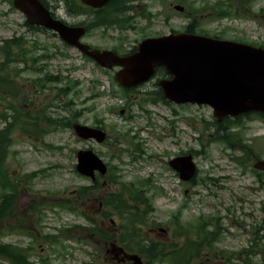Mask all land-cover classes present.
I'll return each mask as SVG.
<instances>
[{"label":"rangeland","instance_id":"1","mask_svg":"<svg viewBox=\"0 0 264 264\" xmlns=\"http://www.w3.org/2000/svg\"><path fill=\"white\" fill-rule=\"evenodd\" d=\"M243 1L244 4L241 0H139V10L124 13L126 26L90 29L82 41L124 54L147 37L181 32L195 20L192 27L196 33L259 46L264 43V0ZM218 2L229 10L227 17L212 12ZM175 5L183 6L184 11L175 10ZM11 6V0H0V45L22 37L29 51L18 56L24 59L11 61L4 68L18 91L8 97L0 94L7 98L0 100V112L13 115L9 108L13 104L15 115L27 116L29 120V116H64L68 120L76 116L81 124L102 127L107 138L102 143L80 140L72 129L50 122L47 125L42 119L39 124L46 132L39 136L11 126L12 142L7 148L5 166L21 185L13 203L16 217L0 222L2 241L33 247L28 252L34 264H123L111 259L103 246L88 237L85 228L89 224L82 214L95 215L104 192L120 191L121 184L130 183L145 189L153 204L150 217L156 221V228L171 232L170 222L175 215L181 223H194L199 217L217 220L218 239L210 247L201 248L199 259L189 264H206L205 259L200 261L205 254L212 255L208 264H246L243 260L253 245L255 232L260 248L246 260L264 264V173L258 177L251 172L252 158L245 168L232 160L231 155L241 153L218 140L212 108L155 100L160 75L124 91L114 80L115 69L98 67L51 32L30 30L23 14ZM64 19L69 24L80 21L68 16ZM32 57L41 58L36 61L39 72L28 68ZM3 61L0 49V62ZM45 72L55 81L40 87L33 80ZM58 89L63 90L59 95ZM238 120L239 126L232 130L240 133L255 156L264 159V120L254 114ZM86 148L106 163L117 181L110 184L108 178L101 177L94 192L90 191L73 213L57 203L92 184L74 167L77 150ZM187 152L197 168L193 184L181 181L168 166L169 159ZM147 179L144 185L142 181ZM33 204L37 206L31 210ZM116 222L120 224L121 220ZM9 223L16 230L5 229ZM109 224L107 220L103 225ZM23 225L29 227L30 235L17 230ZM75 225L83 228H73ZM65 229H71V233L67 235L62 231ZM147 233L145 227L144 235ZM48 235L59 238L65 247H51L46 241ZM77 236L85 240H78ZM42 256L46 257L44 262ZM143 261L149 264L145 258ZM0 264L9 263L0 260Z\"/></svg>","mask_w":264,"mask_h":264},{"label":"water","instance_id":"2","mask_svg":"<svg viewBox=\"0 0 264 264\" xmlns=\"http://www.w3.org/2000/svg\"><path fill=\"white\" fill-rule=\"evenodd\" d=\"M82 1L101 7L108 0ZM13 6L26 16L28 24L53 31L101 67L110 70L119 67L114 76L122 87H134L162 67L169 78L160 79L158 85L163 97L171 102L209 105L219 121L225 116L236 118L250 111L264 113L263 48L192 33H171L146 38L133 53L119 56L81 43L85 28L54 19L39 0H13ZM175 8L182 11V7ZM73 128L82 139L104 140L105 134L99 129L79 124ZM77 160L76 170L82 175L93 177L94 170L105 173V165L90 150L79 151ZM169 164L184 181L196 172L190 155L175 158ZM254 167L264 170V160L256 162ZM126 257L132 264H141L137 255Z\"/></svg>","mask_w":264,"mask_h":264},{"label":"trees","instance_id":"3","mask_svg":"<svg viewBox=\"0 0 264 264\" xmlns=\"http://www.w3.org/2000/svg\"><path fill=\"white\" fill-rule=\"evenodd\" d=\"M230 7V5H227ZM227 7V8H228ZM216 16H226L229 15V10L224 9V4L217 3L213 11ZM112 24H116L118 27L122 28L126 24V20H107L100 19L94 20L87 24V29L90 30L94 27H109ZM193 22L185 26L184 30L186 32H194L195 28L192 27ZM30 30L44 31V29L39 27H28ZM26 41L22 37L14 38L13 40L6 41L3 46H1V51L4 55L5 62L2 63L1 71L3 72L5 65L10 61H20L24 58L18 57L21 53L26 55L29 50L25 47ZM12 46L17 47L16 49ZM260 46L264 47V44ZM36 48V45H34ZM17 50V51H16ZM45 55V54H43ZM41 55H39L40 57ZM17 57V58H16ZM45 57V56H44ZM49 58V56H46ZM41 59V58H40ZM39 58L32 57V65L28 68L33 72H39L40 68L36 65V61L40 60ZM160 75H163L161 70L158 71ZM54 76L49 75L47 72L41 73L39 77H36L33 81L38 84L40 87H44L49 81H55ZM0 90L7 91L6 93L11 95L17 94V86L13 82L9 81V73L2 75L0 77ZM58 95L61 91L58 89ZM155 100H163L161 95L156 94ZM11 108L12 116L9 118L13 119V122H8L4 127L0 128V222H5L11 219L14 216L15 207L13 205L14 199L17 196L19 187L21 183L15 181L13 177L9 174L7 167L5 166V158L7 157V148L11 144L12 140L10 137L11 126L19 127L22 132L39 136L41 133H45L46 130L41 128H36L34 124V119L37 116H20L15 115L16 109L13 105L9 106ZM18 109V108H17ZM257 117L264 120L263 114H256ZM44 117V118H43ZM41 116L40 118L43 121L54 123V125L64 126L71 128V122L73 120H68L66 117H56L52 119L51 116ZM6 112H0V119L6 123L9 119ZM72 119L76 120V116H72ZM34 122V123H33ZM239 120L225 119L221 123H216L217 129V138L219 141H222L227 148L232 151H240V156H233L232 159L237 163V165L245 168L247 160L251 158L254 160L258 159V156H255L252 148L243 142L239 132H234L232 129L238 127ZM251 172L261 175L260 172H256L251 168ZM112 182L117 181L111 175L108 176ZM88 189L86 187L79 190L78 194L81 197H84ZM144 190L138 188L130 183L121 184L119 192H110L108 194H103L102 204L103 210L101 212L102 218H107L113 211L119 218L122 220V223L119 225L122 230L120 241H126L125 246L127 249L131 250L135 248L137 252L143 255L150 264H189L193 260H198L201 254V248L210 247L214 241L218 239L220 234V228L217 223H214L212 230H208V225L212 223V220L205 218H198L194 223L182 224L178 216L172 220V224L175 228V235L181 237L182 241H177L171 244L157 243L153 240L145 241L144 237L140 234V229L143 226L154 225V222H149V213L151 212V205L148 199L144 196ZM138 204L141 205V208L138 210ZM37 204H33L31 210L36 208ZM57 206L64 208L71 212H76L74 203L72 202H58ZM105 208H109L110 211H106ZM148 217V218H147ZM89 219V217H85ZM151 223V224H149ZM139 224V242H137L138 229L137 225ZM15 227L9 225V230H13ZM90 232L95 234L96 238L101 239L102 241L107 240L109 235L101 227L94 224L93 227L89 229ZM53 240H56V237H52ZM112 240V239H111ZM259 236L255 232V236L252 239L253 245L248 253H256L259 251ZM25 249L12 244H7L2 242L0 236V260H7L10 264H31L28 260V255L24 253ZM264 251V245L261 249ZM245 261V260H244ZM247 264H257L255 262L246 261Z\"/></svg>","mask_w":264,"mask_h":264},{"label":"flooded vegetation","instance_id":"4","mask_svg":"<svg viewBox=\"0 0 264 264\" xmlns=\"http://www.w3.org/2000/svg\"><path fill=\"white\" fill-rule=\"evenodd\" d=\"M138 1V2H137ZM136 1V4L134 5V8H138L139 10V0ZM45 4L47 5V8L49 9L51 15L53 17L64 19V17L68 16L69 18L75 19V20H89L93 17H95L99 12L96 10L86 7V6H80V8H75L74 4L80 5L81 0H44ZM119 1L118 0H110L107 4H109L110 8L113 9L111 13L116 16L118 15V10L116 8H113V5H116ZM128 9L131 11L133 2L127 3ZM124 15V13H123ZM66 19V18H65ZM64 19V20H65ZM153 232L154 238H167L166 232H159L155 229L151 230ZM162 236V237H161Z\"/></svg>","mask_w":264,"mask_h":264}]
</instances>
